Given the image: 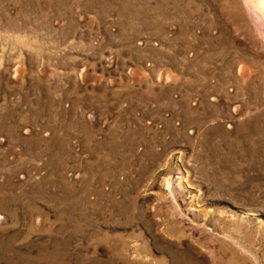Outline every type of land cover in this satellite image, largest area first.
Masks as SVG:
<instances>
[{
    "label": "rangeland",
    "instance_id": "374dc122",
    "mask_svg": "<svg viewBox=\"0 0 264 264\" xmlns=\"http://www.w3.org/2000/svg\"><path fill=\"white\" fill-rule=\"evenodd\" d=\"M256 0H0V264H264Z\"/></svg>",
    "mask_w": 264,
    "mask_h": 264
},
{
    "label": "bare ground",
    "instance_id": "6f19581e",
    "mask_svg": "<svg viewBox=\"0 0 264 264\" xmlns=\"http://www.w3.org/2000/svg\"><path fill=\"white\" fill-rule=\"evenodd\" d=\"M257 4L254 8L259 11V13H262L264 15V0H256Z\"/></svg>",
    "mask_w": 264,
    "mask_h": 264
}]
</instances>
